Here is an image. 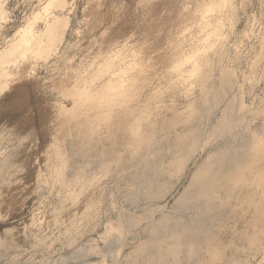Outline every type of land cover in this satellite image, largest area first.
Returning <instances> with one entry per match:
<instances>
[{
	"label": "rangeland",
	"instance_id": "374dc122",
	"mask_svg": "<svg viewBox=\"0 0 264 264\" xmlns=\"http://www.w3.org/2000/svg\"><path fill=\"white\" fill-rule=\"evenodd\" d=\"M1 5L0 264H264V0Z\"/></svg>",
	"mask_w": 264,
	"mask_h": 264
},
{
	"label": "bare ground",
	"instance_id": "6f19581e",
	"mask_svg": "<svg viewBox=\"0 0 264 264\" xmlns=\"http://www.w3.org/2000/svg\"><path fill=\"white\" fill-rule=\"evenodd\" d=\"M3 3H4V2H3ZM3 3H2V4H3ZM3 5H4V4H3ZM3 5H1V0H0V15H1V14L4 15L3 13H5L4 10H3V7H2ZM208 9H209V8H208ZM5 11H6V10H5ZM0 17H2V16H0ZM63 17H64V16H63ZM192 17H193V16H192ZM47 22H48V23H46V29L49 30V31H51V32H50L51 35H50V37L48 38V41L46 42V44L43 45V47H45V46L50 42V40L56 35L57 31H59V30L57 29V28L59 27V25L56 26V24H57V22H58V20H57L56 17H53L51 21L49 20V21H47ZM58 23H60V22H58ZM44 26H45V25H44ZM42 28H43V27H42ZM59 28H60V27H59ZM206 28H207V27H206ZM202 29H203V28H202ZM19 30H20V29H19ZM56 30H57V31H56ZM42 32H43V31H42ZM58 33H59V32H58ZM61 33H62V32H61ZM211 33H212V32H211ZM212 34H213V33H212ZM43 35H44V34H43ZM209 35H210V34H209ZM57 36H58V35H57ZM58 38H59V37H58ZM58 38H57V39H58ZM208 38H209V37H207V39H208ZM55 39H56V38H55ZM55 39L53 38V40H55ZM205 39H206V37H205ZM207 39H206V40H207ZM18 42H19V41H18ZM15 43H16V42H15ZM56 43H57V42H56ZM176 43H177V42H176ZM33 45H34V44H33ZM51 45H54V42H52ZM11 46H12V45H11ZM20 46H21V45H20ZM49 46H50V45H47V47H49ZM17 47H18V45H17ZM9 48H10V47H9ZM15 48H16V47H15ZM37 48H38V47H37ZM37 48H36V49H37ZM45 49L47 50V48H45ZM178 49H179V48H178ZM3 51H4V50H3ZM27 52H28V51H27ZM37 52H38V51H37ZM181 52H182V51H181ZM181 52H180V53H181ZM130 53H131V52H130ZM130 53H129V54H130ZM133 54H134V53H133ZM34 55H35V54H34ZM118 55H119V54H118ZM115 56H116V55H115ZM135 56H136V55H135ZM180 56H181V55H180ZM118 57H119V56H118ZM184 57H185V56H184ZM114 58H115V57H114ZM116 58H117V57H116ZM127 58H128V56H127ZM180 58H182V57H180ZM180 58H179L178 60H180ZM189 58H190V57H189ZM102 59H103V58H102ZM105 59H106V58H105ZM107 59H108V58H107ZM117 59H119V58H117ZM173 59H174V58H173ZM175 59H177V58H175ZM184 59H185V58H184ZM120 60H121V59H120ZM122 60H123V59H122ZM122 60H121V61H122ZM178 60L175 61V62L178 63V62H179ZM181 60H182V59H181ZM181 60H180V61H181ZM187 60H188V58H187ZM191 60H192V59H191ZM114 61H115V59H114ZM133 61H134V60H133ZM104 62H106V60H105ZM118 62H119V61H118ZM123 62H124V61H123ZM123 62H122V63H123ZM131 62H132V61H131ZM139 62H140V61H139ZM106 63H107V62H106ZM170 63H171V62H170ZM180 63H181V62H180ZM103 64H104V63H103ZM116 64H117V63H116ZM124 64H126V63H124ZM132 64H133V63H132ZM173 64H174V63H173ZM173 64H172V65H173ZM106 65H107V66H106V67H107V69H106L107 71H106L105 69H101V67H100L99 69H101V72L105 70L106 73H107V72L109 71V73H107V75L110 74V75H112V76H111V77L108 76V77H109L108 79H110V78L113 79V77L117 76V74L110 72V68H111V70H112L113 64H112V67H110V68H109V66H111V65H108V64H106ZM114 65H115V64H114ZM128 65H129V63H128ZM133 65H134V64H133ZM143 65H144V64H143ZM175 65H176V63H175ZM179 65H180V64H179ZM179 65H176L174 68H175L176 70L181 69ZM83 66H84V65H83ZM99 66H100V65H99ZM120 66H121V65H120ZM168 66H169V65H168ZM91 67H92V66H91ZM95 67H96V66H95ZM103 67H104V66H103ZM106 67H105V68H106ZM133 67H134V66H133ZM136 67H137V66H136ZM140 67H143V66L140 65L138 68H140ZM171 67H172V66H171ZM92 69H93V68H92ZM92 69H91V70H92ZM99 69H96V70H99ZM108 69H109V70H108ZM133 69H134V68H133ZM142 69H143V68H142ZM172 69H173V67H172ZM86 70H87V69H86ZM96 70H95V71H96ZM144 70H145V69H144ZM95 71H94V72H95ZM114 71H115V70H114ZM114 71H113V72H114ZM137 71H138V70H137ZM96 72H97V71H96ZM99 72H100V70H99ZM99 72H97V74H98ZM121 72H122V70H121ZM124 72H126V71H124ZM135 72H136V71H135ZM140 72H141V71H140ZM195 72H196V70H195ZM195 72L192 70V72H190V73H195ZM103 73H104V72H103ZM103 73H102V75H104ZM131 73H132V72H131ZM89 74L92 75L91 72H90ZM118 74H119V73H118ZM122 74H123V73H122ZM133 74H134V73H133ZM140 74H141V73H140ZM82 75H83V74H82ZM94 75H96V73H95ZM100 75H101V74H100ZM123 75H124V74H123ZM194 75H195V74H194ZM79 76H80V75H79ZM88 76H89V75H88ZM97 76H98V75H97ZM136 76H137V75H136ZM136 76L134 75V77H136ZM90 77H91V76H90ZM105 77H106V75H105ZM117 77H118V76H117ZM117 77H116V78H117ZM126 77H127V76H126ZM131 77H132V76H131ZM141 77H142V76H141ZM81 78H83V77H81ZM81 78H80V79H81ZM96 78H97V77H96ZM96 78H95V79H96ZM100 78H101V77H100ZM86 79L89 80V78H86ZM90 79H91V78H90ZM104 79H105V78H104ZM104 79H103V80H104ZM123 79H124V78H121V76H120L119 78L114 79V80H117L116 82L112 80L113 83L115 82L116 84H118V85H116V84L114 83V84L118 87V91H121L122 87H124L126 84L129 83V84H128V88H126V87L123 88V89H125L124 92H125V93H128V92L130 93L131 91L133 92V90H131V87H130V90H131V91L126 92V91H127L126 89L129 90V85L132 86L133 84H131V82H128V83H127V79H126V80H125V79L123 80ZM132 79H134V78H132ZM97 80H98V79H97ZM130 80H131V78L129 79V81H130ZM134 80H135V79H134ZM134 80H133V81H134ZM77 81H78V80H77ZM80 81H81V80H80ZM83 81H85V80H83ZM91 81H92V80H91ZM125 81H126V83H125ZM133 81H132V82H133ZM2 82H3V81H2ZM78 82H79V81H78ZM81 82H82V81H81ZM100 82H101V81H100ZM103 82H104V81H103ZM103 82H102V85H103V87H104V89H105V86H106V85H104V84H108L109 82H108L107 80H106L104 83H103ZM140 82H141V81H140ZM4 83H6V82H4ZM82 83H83V82H82ZM82 83H81V85H82ZM89 83H90V82H89ZM95 83H96V82H95ZM110 83H111V81H110ZM124 83H125V85H123ZM76 84H77V83H76ZM83 84H84V83H83ZM77 85H78V84H77ZM81 85H80V86H81ZM88 85H89V84H88ZM140 85H141V84H140ZM80 86H78V87L80 88ZM83 86H84V85H82V87H83ZM91 86H92V84H91ZM91 86H90V89H91ZM94 86H95V85H94ZM126 86H127V85H126ZM133 86H134V85H133ZM70 87H71V86H70ZM78 87L76 86V88H78ZM86 87H87V86H86ZM86 87H85V88H86ZM92 87H93V86H92ZM108 87H109V86H108ZM110 87H111V86H110ZM114 87H115V86L113 85V88H114ZM117 87H115L116 90H117ZM134 87H135V86H134ZM1 88H2V86H1ZM71 88H72V87H71ZM87 88H88V87H87ZM87 88H86V89H87ZM95 88H96V87H95ZM95 88H94V91H95ZM99 88H101V85H100ZM111 88H112V87H111ZM139 88H140V87H139ZM74 89H75V87L73 88V90H74ZM104 89H99L98 91L96 90L97 92H94V91L91 89L94 93L88 92L89 90L86 92V91L83 90V89L79 92L80 89H77L76 91H78L77 94H78V96H79V98H78V97H77V98L80 99L79 101L81 102V105L85 104V105H87V106H92V109H91V110H93V107H94V109H95V107H96L97 109H98V108H106V109H108L112 104L114 105V103H116V102L119 100V98H118V100H117V98H116V101H114V100L111 98L112 96H110V92H109L111 89L109 90V88L107 89V87H106V90H104ZM123 89H122V90H123ZM136 89H137V88H136ZM67 90H68V89H67ZM107 90H109V91H107ZM140 90H141V89H140ZM65 91H66V89H65ZM111 91H112V90H111ZM70 92L75 93L74 91H71V89H70ZM132 92H131V93H132ZM66 93H68V92H66ZM66 93H65V94H66ZM111 93H112V92H111ZM118 93H119V92H118ZM121 93H122V92H121ZM131 93H130V94H131ZM75 94H76V93H75ZM122 94H123V93H122ZM130 94H128V95H130ZM140 94H141V93H140ZM118 95H119V94H118ZM125 95L127 96V94H125ZM72 96H74V95H72ZM72 96H71V97H72ZM120 96H121V95H120ZM126 96H125L124 98H126V101H127V97H126ZM129 97H130V96H129ZM73 98H75V97H73ZM73 98H72V100H74ZM77 98H75L74 101H76ZM137 98H138V97H137ZM78 99H77V102H78ZM114 99H115V98H114ZM121 99H122V96H121L120 100H121ZM120 100H119V102H120ZM122 101H123V100H122ZM146 101H147V100H146ZM72 102H73V101H72ZM80 102H78V103H80ZM140 103H141V102H140ZM201 103H202V102H201ZM73 104H74V102H73ZM121 104H122V103H120V106H122ZM131 104H132V103H131ZM147 104H148V103H147ZM79 105H80V104H79ZM117 105H118V103H117ZM117 105H116V106H117ZM87 106H85V108H88ZM120 106H119V107H120ZM144 106H145V105H144ZM75 107H76V106H75ZM119 107H118V108H119ZM126 107H127V106H126ZM149 107H150V106H149ZM151 107H152V106H151ZM151 107H150V108H151ZM85 108H84V109H85ZM89 108H90V107H89ZM116 108H117V107H116ZM124 108H125V107H124ZM146 108H147V107H146ZM146 108H145V109H146ZM150 108H149V109H150ZM72 109H73V108H72ZM78 109H80V108H78ZM111 109H112V108H111ZM98 110H99V109H98ZM101 110H102V109H101ZM117 110H118V109H117ZM130 110H131V109H130ZM135 110H136V109H135ZM142 110H143V109H142ZM142 110H141V111H142ZM87 111H90V109H89V110L87 109ZM94 111H95V110H94ZM107 111H108V110H107ZM149 111H150V110H149ZM62 112H64V111H62ZM65 112H66V111H65ZM65 112H64V114H65ZM70 112H73V113H74V110H71ZM79 112H80V111H79ZM82 112H83V110H82ZM100 112H102V111H100ZM136 112H137V111H136ZM139 112H140V111H139ZM142 112H143V111H142ZM83 113H84V112H83ZM83 113H82V115H83ZM110 113H111V112H110ZM144 113H145V115H146V112H144ZM148 113H149V112H148ZM74 114H75V113H74ZM78 114H79V113L76 112V116H75V115H72L71 118H73V119H74L75 117L77 118V115H78ZM84 114H85V113H84ZM93 114H94V113H93ZM95 114H97V113L95 112ZM98 114H99V113H98ZM113 114H114V113H113ZM134 114H135V113H134ZM138 114H139V113H138ZM62 115H63V114H62ZM70 115H71V114H70ZM88 115H89V114H88ZM103 115H104V114H103ZM103 115H102V116H103ZM109 115H110V114H109ZM125 115H126V114H125ZM148 115H149V114H148ZM73 116H74V117H73ZM100 116H101V113H100ZM104 116H105V115H104ZM104 116H103V117H104ZM143 116H144V115H143ZM151 116H152V115H151ZM66 117H67V118H66ZM82 117H83V116H82ZM106 117H107V115H106ZM125 117L127 118V116H125ZM129 117H130V116H129ZM136 117H137V116H136ZM140 117H141V116H140ZM64 118L68 120V116L65 115ZM71 118H70V119H71ZM104 118H105V117H104ZM100 119H101V118H100ZM130 119H131V118H130ZM141 119H142V118H141ZM67 120H66L65 123H67ZM71 120H72V119H71ZM93 120H94V119H93ZM106 120H107V119H106ZM121 120H122V119H121ZM147 120H148V118H147ZM111 121H112V120H111ZM119 121H120V120H119ZM129 121H130V120H129ZM68 122H70V121L68 120ZM95 122H96V120H95ZM125 122H126V121H125ZM61 123H62V122H61ZM65 123H64V124H65ZM91 123H92V122H91ZM98 123H99V122H98ZM67 124H68V123H67ZM89 124H90V123H89ZM92 124H93V123H92ZM123 124H125V123L123 122ZM131 124H132V123H131ZM138 124H140V123H138ZM121 125H122V124H121ZM125 125H126V124H125ZM135 125H136V123H135ZM62 126H63V125H62ZM64 126H65V125H64ZM85 126H86V124H85ZM87 127H89V126H87ZM122 127H123V126H122ZM133 127H134V126H133ZM63 128H64V127H63ZM91 128H92V126H91ZM91 128H90V129H91ZM131 130H132V129H131ZM133 130H134V129H133ZM64 131H65V130H64ZM129 131H130V130H129ZM126 132H127V131H126ZM131 132H132V131H131ZM134 132H135V131H134ZM124 133H125V132H124ZM137 134H138V133H137ZM194 134H195V133H194ZM196 134H197V133H196ZM141 135H142V134H141ZM149 135H150V133H149ZM152 135H153V134H152ZM83 136H84V135H83ZM134 136H135V134H134ZM139 136H140V135H139ZM193 136H194V135H193ZM122 137H123V136H122ZM144 137H145V136H144ZM126 138H127V137H126ZM128 138H130V137H128ZM133 138H134V137H133ZM130 139H132V138H130ZM152 139H153V138H152ZM127 140H128V139H127ZM127 140H125V141L127 142ZM137 140H138V139H137ZM141 140H142V139H141ZM149 140H151V139L149 138ZM156 140H157V139H156ZM189 140H191V139H189ZM125 141H124V142H125ZM133 141H134V140H133ZM145 141H146V140H145ZM147 141H148V139H147ZM135 142H136V140H135ZM137 142H139V141H137ZM150 142H151V141H150ZM154 142H155V141H154ZM179 142H180V141H179ZM182 143H183V142H182ZM123 144H124V143H123ZM133 144L135 145V143H133ZM146 144H147V143H146ZM157 144H158V143H157ZM180 144H181V143H179V145H180ZM77 145H78V144H77ZM136 145H137V144H136ZM140 145H141V142H140ZM58 146H59V145H58ZM129 146H130V145H129ZM183 146H184V145H183ZM137 147H138V146H137ZM137 147H136V149H137ZM132 148H133V147H132ZM141 148H142V147H141ZM141 148H139V149H141ZM149 148H150V147H149ZM152 148H153V147H152ZM178 148H179V147H178ZM112 149H113V148H112ZM134 149H135V148H134ZM142 149H143V148H142ZM142 149H141V150H142ZM144 149H146V148H144ZM155 149H156V148H155ZM78 150H79V149H78ZM59 151H60V152H58V151H57V152L60 154V153H61V150H59ZM115 151H116V150H115ZM138 151H139V150H137V152H138ZM154 151H155V150H154ZM55 152H56V151H55ZM53 153H54V152H53ZM78 153H79V152H78ZM129 153H130V152H129ZM135 153H136V151H135ZM216 153H217V151H216ZM218 153H219V152H218ZM55 154H57V153H55ZM139 154H140V153H139ZM156 154H157V153H156ZM214 154H215V153H214ZM224 154H225V156H226V153H224ZM232 154H233V153H232ZM61 155H62V154H61ZM61 155H60V156H61ZM131 155H132V154H131ZM217 155H218V154H217ZM54 156H55V155H54ZM58 156H59V155H58ZM133 156H134V155H133ZM135 156H137V155H135ZM158 156H159V155H158ZM177 156H178V155H177ZM215 156H216V155H215ZM222 156H223V154H222ZM232 156H233V155H232ZM55 157H57V156H55ZM131 157H132V156H131ZM217 157H218V156H217ZM223 157H224V156H223ZM136 158H137V157H136ZM159 158H160V157H159ZM214 158H215V157H214ZM224 158H225V157H224ZM224 158H223V159H224ZM231 158H232V161H236V160H238V156H233V157H231ZM129 159H130V158H129ZM143 159H144V158H143ZM162 159H163V158H162ZM177 159H178V158H177ZM53 160H55V159H53ZM58 160H59V159H58ZM65 160H66V159H65ZM115 160H116V159H115ZM173 160H174V159H173ZM180 160H181V159H180ZM210 160H211V159H210ZM214 160H216V158H215ZM217 160H218V159H217ZM62 161H63V160H62ZM123 161H124V160H123ZM144 161H145V160H144ZM177 161H178V160H177ZM207 161H208V160H207ZM212 161H213V160H212ZM59 162H60V161H59ZM59 162H58V163H59ZM64 162H65V161H64ZM111 162H113V161H111ZM120 162H121V161H120ZM125 162H126V161H125ZM161 162H162V161H161ZM172 162H173V161H172ZM230 162H231V161H230ZM181 163H182V162H181ZM210 163H211V162H210ZM212 163H213V162H212ZM224 163H226V162H224ZM224 163H223V164H224ZM139 164H140V163H139ZM220 164H221V162H220ZM116 165H117V164H116ZM133 165H134V164H133ZM137 165H138V164H137ZM149 165H150V164H149ZM175 165H176V164H175ZM207 165H208V164H207ZM209 165H210V164H209ZM236 165H237V164H236ZM59 166H60V164H59ZM125 166H126V165H125ZM151 166H152V165H151ZM214 166H215V165H214ZM218 166H220V165L218 164ZM230 166H232V164H231ZM239 166H240V165H239ZM50 167H51V166H50ZM137 167H138V166H137ZM144 167H145V166H144ZM221 167H222V166H221ZM240 167H243V166H240ZM57 168H58V167H57ZM60 168H61V167H60ZM60 168H59V169H60ZM62 168H63V167H62ZM126 168H127V167H126ZM147 168H148V167H147ZM219 168H220V167H219ZM219 168H218V169H219ZM237 168H239L238 165H237ZM237 168H236V169H237ZM118 169H119V168H118ZM136 169H137V168H136ZM151 169H152V168H151ZM153 169H154V168H153ZM223 169H224V167L221 168V170H223ZM226 169H227V168H226ZM236 169H235L234 171L232 170L233 173H235V171H237ZM57 170H58V169H57ZM200 170H201V169H200ZM216 170H217V168H216ZM216 170H215V172H216ZM224 170H225V169H224ZM55 171H56V170H55ZM60 171H61V170H60ZM157 171H158V170H157ZM209 171H210V170H208L207 172H208V173H211V171H210V172H209ZM232 171H230V172H232ZM243 171H244V170H243ZM51 172H54V171L51 170ZM56 172H58V171H56ZM134 172H135V171H134ZM142 172H143V171H142ZM221 172H222V171H221ZM226 172H228V171L226 170ZM54 173H55V172H54ZM54 173H53V174H54ZM202 173H203V172H202ZM216 173H217V172H216ZM216 173H215V175H216ZM222 173H223V172H222ZM224 173H225V172H224ZM228 173H229V172H228ZM233 173H232V174H233ZM237 173H238V172H237ZM53 174H52V175H53ZM56 174H57V173H56ZM156 174H157V173H156ZM161 174H162V173H161ZM218 174H220V173H218ZM49 175H50V174H49ZM57 175H58V174H57ZM159 175H160V174H159ZM197 175H198V174H197ZM206 175H207V174L204 173V176H206ZM211 175H212V174H211ZM215 175L211 176L210 178H209V177L205 178V179H207V181H204V180H203L204 182H202L201 179L199 178V180H197L198 182H195V183H200V184H199V185H200V189H202V190H208V189H211V187L214 185L213 182H214V180H215V178H214ZM238 175H239V173H238ZM50 176H51V175H50ZM59 176H60V175H59ZM139 176H140V174H139ZM208 176H209V175H208ZM220 176H221V175H220ZM220 176H219V177H220ZM235 176H237V174H235ZM235 176H234V177H235ZM239 176H241V174H240ZM55 177L58 178V176H56V175H55ZM76 177H77V176H76ZM159 177H160V176H159ZM200 177H201V175H200ZM228 177H229V176H228ZM228 177H227L226 179H228ZM230 177H232V176H230ZM195 178H196V177H195ZM216 178H217V180H215V181H219V180H218V176H216ZM235 178L239 179L238 176L235 177ZM240 178H242V177H240ZM52 179H54V178H52ZM60 179H61V180H60ZM202 179H203V178H202ZM222 179H225V178L222 177ZM231 179H233V177H232ZM193 180H194V179H193ZM254 180H255V179H254ZM254 180H253V181H254ZM41 181H42V180H41ZM57 181H58V179H57ZM57 181H56V182H57ZM59 181H63V179H62L61 177H59ZM71 181H72V180H71ZM76 181H79V180H76ZM81 181H82V180H81ZM199 181H200V182H199ZM235 181H237V180L235 179ZM242 181H243V180H242ZM53 182H54V181H53ZM231 182H232V180H231ZM240 182H241V181H240ZM232 183H233V184L235 183L234 180H233ZM236 183L239 184L238 181H237ZM63 184H65V183H63ZM73 184H74V183H73ZM191 184H192V183H191ZM50 185H51V184H50ZM77 185H78V184H77ZM155 185H156V184H155ZM217 185H219V184L217 183ZM257 185H258V184H257ZM65 186H66V185H65ZM156 186H157V185H156ZM192 186H193V185H192ZM223 186H224V185H223ZM59 187H60V186H59ZM67 187H68V186H67ZM70 187H71V186H70ZM140 187H141V186H140ZM145 187H146V186H145ZM148 187H149V186H148ZM195 187H196V186H195ZM198 187H199V186H198ZM213 187H214V186H213ZM213 187H212V188H213ZM215 187H216V185H215ZM253 188H254V187H253ZM146 189H147V188H146ZM148 189H149V188H148ZM153 189H154V188H153ZM217 189H218V188H217ZM64 190H66V189L64 188ZM144 190H145V189H144ZM202 190H201V191H202ZM213 190H214V189H213ZM59 192H60V191H59ZM66 192H67V191H66ZM212 192H213V191H212ZM148 194H149V193H148ZM185 194H186V193H185ZM149 195H150V194H149ZM193 195H194V194H193ZM197 197H198V196H197ZM144 198H145V197H144ZM185 200H186V199H185ZM185 200H184V201H185ZM195 200H198V199H195ZM186 202H187V201H186ZM193 202L195 203V201H193ZM202 202H203V201H202ZM187 203H188V202H187ZM190 203H191V202H190ZM203 203H204V202H203ZM184 205H185V204H184ZM188 206H189V205H188ZM190 207H191V206H190ZM90 210H91V209H90ZM90 210H89V211H90ZM84 212H85V211H84ZM85 213H86V212H85ZM170 218H171V217H170ZM168 222H169V221H168ZM262 231H263V229H262ZM173 234H174V233H173ZM260 235H261V234H260ZM170 236H171V235H170ZM176 237H177V236H176ZM176 237H175V238H176ZM256 237H257V236H256ZM168 238H169V237H168ZM168 238H167V239H168ZM257 238H258V237H257ZM263 238H264V237H263ZM248 239H249V238H248ZM253 239H254V237H253ZM253 239H252V240H253ZM151 241H152V239H151ZM173 241H174V240H173ZM177 241H179V240L177 239ZM250 241H251V240H250ZM256 241H257V240H256ZM142 242H143V241H142ZM254 242H255V241H254ZM257 242H258V241H257ZM153 243H154V242H153ZM174 243H175V242H174ZM249 243H250V242H249ZM252 243H253V241H252ZM136 244H137V243H136ZM145 244H146V243H145ZM148 245H150V244H148ZM252 245H253V244H252ZM254 245H255V244H254ZM154 246H155V245H154ZM255 246H256V245H255ZM255 246H254V247H255ZM137 247H138V244H137ZM145 248H146V247H145ZM149 248H150V247H149ZM258 248H259V247H258ZM138 250H139V248H138ZM138 252H140V251H138ZM141 253H143V252H141ZM132 254H133V253H132ZM139 254H140V253H139ZM139 254H138V255H139ZM135 255H136V254H135ZM135 255H134V256H135ZM126 261H127V259H126ZM132 261H133V260H132ZM135 261H136V260H135ZM129 262H130V261H129ZM130 264H131V263H130ZM142 264H143V263H142Z\"/></svg>",
	"mask_w": 264,
	"mask_h": 264
}]
</instances>
